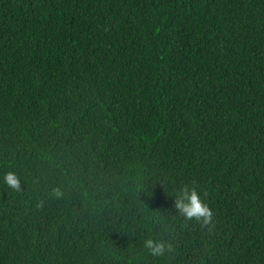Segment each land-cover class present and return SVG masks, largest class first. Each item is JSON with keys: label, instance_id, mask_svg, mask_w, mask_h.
<instances>
[{"label": "trees", "instance_id": "16d2710c", "mask_svg": "<svg viewBox=\"0 0 264 264\" xmlns=\"http://www.w3.org/2000/svg\"><path fill=\"white\" fill-rule=\"evenodd\" d=\"M0 264H264V0H0Z\"/></svg>", "mask_w": 264, "mask_h": 264}, {"label": "clouds", "instance_id": "9594fccd", "mask_svg": "<svg viewBox=\"0 0 264 264\" xmlns=\"http://www.w3.org/2000/svg\"><path fill=\"white\" fill-rule=\"evenodd\" d=\"M4 181L6 185L14 190L19 191L21 188L19 177L16 173L9 171L5 174ZM55 195H61L59 189H54ZM175 208L186 219L203 221L204 224H211L213 221V211L202 199L195 187L185 185L174 201ZM153 256L163 255L165 252V244L163 242L154 241L152 239L145 240V245ZM169 250L171 245L168 246Z\"/></svg>", "mask_w": 264, "mask_h": 264}]
</instances>
